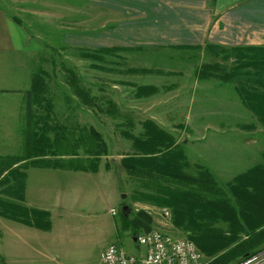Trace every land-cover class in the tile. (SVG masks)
I'll return each mask as SVG.
<instances>
[{
  "label": "rangeland",
  "instance_id": "rangeland-1",
  "mask_svg": "<svg viewBox=\"0 0 264 264\" xmlns=\"http://www.w3.org/2000/svg\"><path fill=\"white\" fill-rule=\"evenodd\" d=\"M110 2L115 4L114 13L108 6ZM17 3L22 16L30 14L25 7L34 5L35 13L46 14L44 26L50 27V30L42 27L41 17L35 21L36 33L39 31L45 36L36 39L42 48L39 59L47 71L44 95L54 104V123L65 127L61 158H87L84 148L88 151L94 148L93 142L80 145L74 157L73 141L79 137L87 139V130L94 128L107 145V155L101 158L100 168L106 170L108 164L106 171H111L118 181L116 200L111 203L103 198L107 193L111 196L110 184L103 185L97 178L98 184L83 180L84 191L94 194L97 189L100 193L90 200L77 202L69 210L56 211L59 215L53 217V233L46 235V241L40 242L34 237L29 254L9 259V264H100L102 250L112 243L122 246L129 254L142 255L144 248H138L130 232L122 229L121 212L124 211L121 209L125 206L128 217L139 211L149 215L151 230L186 238L185 232L172 224L170 209L144 198V195L160 196L159 191L176 188L136 180L121 168L123 156L134 152L132 141L124 134L139 135L145 120H153L174 136L191 165L189 169L194 172V166L207 167L227 192L237 175L264 163V123L238 95L236 87L240 79L221 82L200 81L195 77V69L205 60L219 63L221 74L231 71L236 66L234 53H220L218 49H176L177 44L132 45L131 48L142 49L102 53L101 48L127 46L123 42L127 32L117 28L124 23L123 0H13V4ZM137 35V31L133 32V36ZM87 53H97L99 59H90L84 55ZM142 69L149 72L142 73ZM242 82L251 85L245 80ZM140 86H154L157 91L151 96L136 98V87ZM76 88L87 91L94 105L83 104ZM3 134L2 138L7 141L1 142L0 151L22 156V135L20 142H14L11 134ZM48 172L29 170V186L45 183L48 188H54L61 184L67 187L63 191L72 187L64 183L63 171H56L51 177ZM2 189L6 188L0 187V196H5ZM54 199L55 193L50 201ZM29 201H37L34 194L29 195ZM21 203L25 205V198ZM111 209L116 210L115 216L110 214ZM71 222L77 228L67 227ZM253 263L264 264V254Z\"/></svg>",
  "mask_w": 264,
  "mask_h": 264
},
{
  "label": "trees",
  "instance_id": "trees-1",
  "mask_svg": "<svg viewBox=\"0 0 264 264\" xmlns=\"http://www.w3.org/2000/svg\"><path fill=\"white\" fill-rule=\"evenodd\" d=\"M229 51L237 55L236 66L223 74L217 62H202L195 69L200 80L217 79L221 82L240 79L236 91L241 100L264 123V47L244 46L225 48L216 45L204 47H178V49ZM126 51L120 48H101L102 53ZM99 59L97 53L84 54ZM142 73L149 70L142 69ZM45 71L36 73L32 87L26 94L27 116L24 125V152L22 156L0 158V215L39 229L50 227L47 212L28 208L24 200L26 170L29 167L67 169L97 173L101 158L107 155L106 142L94 128L87 130L88 138L73 141V155L86 141L94 148L86 149L88 157L64 160L60 151L65 142V127L53 121V102L45 97ZM245 80L251 85H244ZM76 85V84H75ZM77 86V85H76ZM154 86L136 87L135 97L155 94ZM80 101L94 105L87 91L77 90ZM93 102V103H92ZM84 130V129H83ZM134 150L120 160L125 173L136 180L174 186L173 190H161L160 196L144 195L155 205L171 210V222L185 232L207 259L206 264H241L264 250V163L257 164L237 175L228 186V192L216 181L213 173L204 166L193 170L183 149L172 134L160 128L153 120L142 123L139 135L125 133ZM264 159V156H263ZM108 170V164L105 166ZM4 197V198H3ZM121 212L123 231L133 237L152 229L151 217L139 211L128 217ZM222 225H226L223 228Z\"/></svg>",
  "mask_w": 264,
  "mask_h": 264
},
{
  "label": "crops",
  "instance_id": "crops-1",
  "mask_svg": "<svg viewBox=\"0 0 264 264\" xmlns=\"http://www.w3.org/2000/svg\"><path fill=\"white\" fill-rule=\"evenodd\" d=\"M108 6L114 13V2L108 3ZM20 8L18 3L13 4V0H0V144L7 141L2 138L3 133L11 134L10 139L14 142H20L19 136L22 135L24 141V130L21 126L24 127L27 116L26 94L32 87L34 75L42 71L47 73L45 65L39 59L41 44L36 40L45 36L40 35L39 31L38 35L35 31V21L40 17L42 27H45L43 21L46 14L35 13L34 5H29L25 10L30 14L22 16ZM122 10L124 23L117 28L127 32L126 38H123L127 46H116L122 50L142 49L131 48L132 45L177 44L174 46L176 49L204 47L206 44L222 47L264 46V0H123ZM127 17L131 19L128 21ZM45 28L50 30L48 26ZM136 31L138 35L133 36ZM9 125L11 127L8 129L6 126ZM6 156L19 154L0 151V158ZM32 169L49 171V176L56 171H63L64 183H70L72 187L66 191L62 189L67 187H62L61 184L54 188H48L45 183L30 187L28 174ZM25 173V205L47 212L50 227L43 230L0 215V264H9L19 256H27L33 246L31 241L34 242V237L45 242L46 235L53 233V217L59 215L56 211L62 208L64 211L69 210L77 202L90 200L100 193L97 189L94 194L84 191L83 180L98 184L95 181L97 178L103 185L110 184L111 196L107 193L103 198L111 203L116 200L118 180L111 171L103 168H99L97 173H90L29 167ZM53 193L55 199L50 201ZM31 194L37 200L35 203L29 201ZM69 226L77 228L72 222L67 225ZM99 260L102 264L100 256Z\"/></svg>",
  "mask_w": 264,
  "mask_h": 264
},
{
  "label": "built area",
  "instance_id": "built-area-1",
  "mask_svg": "<svg viewBox=\"0 0 264 264\" xmlns=\"http://www.w3.org/2000/svg\"><path fill=\"white\" fill-rule=\"evenodd\" d=\"M110 214L116 215V210L111 209ZM135 243L138 248H144L142 255L135 256L127 253L118 244L108 245L100 254L102 264H206L207 259L199 251L193 241L175 237L160 230H151L138 234ZM263 253V252H262ZM260 253L241 264H255L254 259L263 256Z\"/></svg>",
  "mask_w": 264,
  "mask_h": 264
},
{
  "label": "water",
  "instance_id": "water-1",
  "mask_svg": "<svg viewBox=\"0 0 264 264\" xmlns=\"http://www.w3.org/2000/svg\"><path fill=\"white\" fill-rule=\"evenodd\" d=\"M126 209H127V207L125 206V207H123L121 210H122V211H126ZM133 241H134V242L136 241L135 238H133Z\"/></svg>",
  "mask_w": 264,
  "mask_h": 264
}]
</instances>
